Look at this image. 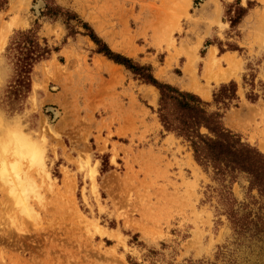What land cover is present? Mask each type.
I'll list each match as a JSON object with an SVG mask.
<instances>
[{
    "label": "rangeland",
    "instance_id": "1",
    "mask_svg": "<svg viewBox=\"0 0 264 264\" xmlns=\"http://www.w3.org/2000/svg\"><path fill=\"white\" fill-rule=\"evenodd\" d=\"M44 1L9 0L0 11V264H264V199L247 177L225 184L233 210L260 218L238 232L220 199L226 189L159 123L158 91L97 54L87 36L67 37L61 20L39 19ZM53 1L112 51L203 101L235 81L239 102L223 125L264 155V0H239L258 8L236 31L226 15L236 0ZM35 21L40 41L58 51L34 66L30 92L14 100L5 49ZM227 68L232 76L215 82L213 72ZM251 75L255 103L245 98Z\"/></svg>",
    "mask_w": 264,
    "mask_h": 264
},
{
    "label": "trees",
    "instance_id": "2",
    "mask_svg": "<svg viewBox=\"0 0 264 264\" xmlns=\"http://www.w3.org/2000/svg\"><path fill=\"white\" fill-rule=\"evenodd\" d=\"M44 8L39 13V19L50 21L61 20L67 30V37L75 35L87 36L96 46V53L103 55L112 63L123 67L137 81L152 86L158 91L157 118L163 130L174 135L185 143L192 152L193 160L204 171L211 173L213 181L222 186L220 199L228 207L229 220L238 232L250 231V226L257 229L256 222L250 219L251 214L239 215L232 209L235 200L226 183L235 182L237 175L247 177L249 190L256 191L264 199V155L256 148L241 141V138L223 125L225 112L236 107L239 102L238 85L235 81L221 84L212 94V102L203 101L193 92L182 90L172 84L156 79L150 65H141L133 59L114 52L99 38L92 27L83 22L79 16L57 5L53 0H45ZM9 0H0V11L6 10ZM257 6L255 2L247 1L246 6L240 5L236 0L235 9H227L229 27L237 29L249 12ZM232 7V6H230ZM35 29L17 31L10 39L5 57L13 67L12 85L9 95L17 98H26L30 92V75L36 64L47 60L58 48L49 47L45 40L40 41L37 36L38 22ZM80 28L82 31H78ZM211 43L206 42L205 47ZM232 52L239 51L237 46H230ZM226 51L219 49V54ZM201 54H204L202 52ZM244 84L250 87L245 98L255 103L259 95L255 90V77L251 75L249 82L244 78ZM264 88V85L261 84ZM9 96V99L11 98ZM214 106V110H211ZM261 232V230H257ZM258 234V233H257Z\"/></svg>",
    "mask_w": 264,
    "mask_h": 264
},
{
    "label": "bare ground",
    "instance_id": "3",
    "mask_svg": "<svg viewBox=\"0 0 264 264\" xmlns=\"http://www.w3.org/2000/svg\"><path fill=\"white\" fill-rule=\"evenodd\" d=\"M212 56H213V55H212ZM213 58H214V57H209V63L207 64V67H206V72H207L208 75H210V76H211V74H210V73H211V67H213V66L211 65V61H212ZM226 61H228V60H226ZM213 62H214V59H213ZM228 62H229V61H228ZM214 64H215V63H214ZM228 65H229V64H228ZM218 67H219V66H218ZM230 68H231V67H230ZM230 68H227L228 70H220V71H218V72H216V71L213 72V74L215 73V75L212 74V75H213V80H214L215 82H217V83H218V82H224V81H227V80L232 76V74H233V72H232V70H231ZM209 72H210V73H209ZM207 73L205 74L206 76H207ZM206 78H207V77H206ZM206 78H205V80H207ZM206 82H207V81H206ZM207 83H208V82H207ZM195 87H196V86H195ZM196 89H197V88H196ZM197 90H198V89H197ZM201 91H202V90H201ZM196 92H197V91H196ZM199 93H200V91H199ZM200 94H201V93H200ZM247 109H248V108H247ZM253 110H254V109H253ZM254 111H255V110H254ZM250 112H251V111H250ZM254 113H255V112H254ZM257 113H258V112H257ZM246 115H247V114H246ZM251 115H252V114H251ZM249 116H250V114H249ZM249 116H248V117H249ZM252 117H253V116H252ZM261 118H262V117H261ZM247 119H248V118H247ZM251 119H253V118H251ZM19 143L21 144L22 142L20 141ZM17 154H18L19 156H28V159H29V157H30V158H33L32 161L35 159V158H34L35 156H34L33 152H32L31 150H29L28 148H25L24 146H19V147L17 148ZM18 155H17V156H18ZM15 157H16V156H15ZM19 158H20V157H19ZM38 158H39V157H38ZM28 159H27V160H28ZM37 161H38V160H37ZM18 164H19V163H16V165H18ZM16 165H15V166H16ZM10 166H11V167H10L11 172H12V173H16V171H15V170H16L15 166L12 165V164H10ZM31 166H32V165H31ZM16 167H17V166H16ZM29 167H30V166H29ZM18 168H19V166H18ZM18 168H17V169H18ZM31 168H32V167H31ZM19 170H20V169H19ZM8 172H9V170L7 171V173H8ZM20 172H21V171H20ZM20 172H19V174H20ZM15 175H16V174H15ZM15 175H14V176H15ZM23 176H24V175H23ZM25 176H26V174H25ZM25 176H24V177H25ZM17 177L19 178V175H17ZM24 177H23V179H21V178H22V176H21V178H20L21 181H23V180L25 181L26 178H24ZM26 177H27V176H26ZM27 179H28V178H27ZM15 180H16V179H15ZM26 181H27V180H26ZM29 181H30V180H29ZM15 182H17V184H15L13 188H14V189L19 188V189L21 190V186H22L21 184H22V183H21L20 181H14V179H13V182H12V183L14 184ZM30 182H31V181H30ZM25 183H27V182H25ZM25 183H24V184H25ZM32 184H33V183H31V186H32ZM26 185H29V186H30V184H26ZM26 185H25V186H26ZM29 186H28V187H29ZM31 186H30V187H31ZM11 187H12V186H11ZM22 187H24V185H23ZM28 187H27V188H28ZM30 187H29V188H30ZM14 189H13V190H14ZM33 189H34V187H33ZM33 189H32V190H33ZM27 190H28V189H27ZM15 191H16V190H15ZM22 191H23V190H22ZM29 191H31V190H29ZM11 192H13V191H11ZM19 192L21 193V191H19ZM33 192H34V191H33ZM30 193H32V192H30ZM15 194H16V193H15ZM22 194H23V192H22ZM24 194H26V193H24ZM27 194H28V193H27ZM28 195H29V194H28ZM28 195H27V196H28ZM25 197H26V196H25ZM25 197H24V198H25ZM21 198H22V197H21ZM21 198H19V197L17 198V197H16L15 199H18V200L20 201ZM23 200H24V199H22V201H23ZM26 200H27V198H26ZM19 201H18V202H19ZM20 202H21V201H20ZM25 203H27V202H25ZM21 204L23 205V203H21ZM21 204H20V205H21ZM22 205H21V207H22ZM25 207H26V206H25ZM22 209H23V211H24V208H23V207H22ZM27 209H29V208H27ZM29 210H30V209H29ZM23 211H22V212H23ZM26 212H27V211H26Z\"/></svg>",
    "mask_w": 264,
    "mask_h": 264
},
{
    "label": "crops",
    "instance_id": "4",
    "mask_svg": "<svg viewBox=\"0 0 264 264\" xmlns=\"http://www.w3.org/2000/svg\"><path fill=\"white\" fill-rule=\"evenodd\" d=\"M256 8H258V7H256ZM256 8L252 9L250 12H254V10H255ZM250 12H249V14H250ZM249 14H248V15H249ZM248 15H247L246 17H248ZM246 17H245V18H246ZM179 88L181 89L180 86H179Z\"/></svg>",
    "mask_w": 264,
    "mask_h": 264
}]
</instances>
